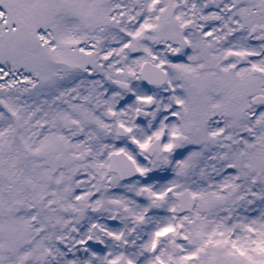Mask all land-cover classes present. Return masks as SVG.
I'll return each instance as SVG.
<instances>
[{"label":"snow or ice","instance_id":"1","mask_svg":"<svg viewBox=\"0 0 264 264\" xmlns=\"http://www.w3.org/2000/svg\"><path fill=\"white\" fill-rule=\"evenodd\" d=\"M0 264H264V0H0Z\"/></svg>","mask_w":264,"mask_h":264}]
</instances>
